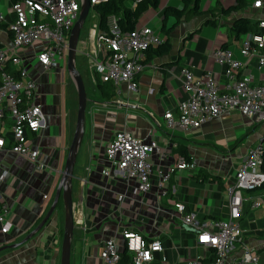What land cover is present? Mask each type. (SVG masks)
<instances>
[{"label":"crops","instance_id":"crops-1","mask_svg":"<svg viewBox=\"0 0 264 264\" xmlns=\"http://www.w3.org/2000/svg\"><path fill=\"white\" fill-rule=\"evenodd\" d=\"M236 1L202 0L200 15L189 22L181 21L171 34L170 53L147 63V69L137 77V90L123 93L119 98H115L114 92L110 100L101 98L93 66L101 62L102 56L94 55L95 47H92L88 84L95 90L88 103L84 136L71 182L73 233L69 264H101L100 253L109 238L113 237L118 249H123L120 235L123 230L147 240L162 239L171 264L208 259V250L198 243L197 234L182 224L173 206L184 204L201 222L225 219L229 213L226 189L233 183L247 149L257 142L243 144L241 138L262 124L232 112L183 132L178 128L167 129L163 115L167 111L177 115V105L186 98L178 75L184 60L194 67L195 76L212 72L222 85L226 79L222 68L212 58L213 51L232 43L236 57L241 58L240 43L231 40L229 28L238 17L252 23L264 21V0H259V8L253 7L258 0H244V9L221 16L216 27L203 25L211 12L229 8ZM180 2L164 0L157 10H147L137 25H148L159 31L164 8L179 7ZM10 6V0H0V13L9 16ZM96 30L97 34L98 24ZM192 34L191 39L185 40ZM9 40V35L0 29V45ZM242 61L240 74L251 75L254 83L260 84L264 80V68L257 71L255 59L247 62L243 58ZM33 70H38L37 74L32 73ZM55 70L44 72L36 67L29 71L36 79L37 102L45 115V128L38 144V163L44 168H36L21 157L0 156L1 166L9 170L2 191L10 208L11 225L7 234L0 231V264H60L64 224L60 208L55 209L40 232L23 243L44 219L53 202L75 128V117L71 120L66 112L64 89ZM59 75L64 79L63 73ZM122 130L140 139L150 133L156 137L161 155L153 153L151 156L155 169L165 170L183 159L191 161L194 168L175 174L163 187L164 194L156 185L154 175L151 190L140 194L134 181L126 182L118 176L102 173L109 167L105 160L106 147L114 134ZM241 141L243 143L239 144ZM256 194L244 192L242 196L253 199ZM241 208L240 226L244 233L230 261L236 263L242 248L248 247L258 255L259 264H263L264 212L252 210L249 202H244ZM15 245L18 246L13 247ZM174 245H179L180 249L175 251Z\"/></svg>","mask_w":264,"mask_h":264},{"label":"built area","instance_id":"built-area-1","mask_svg":"<svg viewBox=\"0 0 264 264\" xmlns=\"http://www.w3.org/2000/svg\"><path fill=\"white\" fill-rule=\"evenodd\" d=\"M101 1L90 0V4L93 6ZM140 1L132 0L131 8ZM260 5L258 0L253 7L259 8ZM80 8L81 0H18L11 4L9 16L0 13V25H6L4 31L11 38L0 47L1 157H21L36 168H44L38 163V144L45 128V115L37 102L36 79L29 71L40 67L42 71L50 72L58 67L59 73H63L61 64L68 53L71 29L79 17ZM258 24L264 28V21ZM96 41L94 55L101 54L102 60L93 66L94 72L99 74L102 83L112 85L115 98H119L123 93L137 90V77L147 69L145 52L149 47L159 45L162 37L158 30L148 25H137L132 31L123 33L112 15L108 18L107 32L98 30ZM239 43V54L245 61L255 59L257 71L264 68V34L243 36ZM212 58L222 68L226 81L221 85L212 72L195 76L194 67L184 60L178 75L186 98L177 105V115L172 111L164 113L167 129L189 132L232 112L253 123L264 124V80L256 84L253 76L240 74L244 62L229 47L216 49ZM153 153L161 155L152 133L140 139L126 130L116 132L105 151L109 167L102 173L118 176L126 182L134 181L140 194L151 190L155 175L156 185L164 194L163 187L175 174L194 168L191 161L183 159L165 170L155 169L151 160ZM263 153L264 134L247 149L233 183L226 189L229 213L225 219L201 222L184 204L173 206L182 224L197 234L198 243L209 253V262L189 259L182 264H259L258 255L248 247L242 248L236 263L230 261V256L244 233L240 226L242 204L249 202L252 210L264 212V191L261 190L264 173L260 169ZM8 175L9 170L0 162V231L3 234H7L11 226L8 221L10 208L2 191ZM244 192L257 194L249 199L243 198ZM43 199L47 200V196ZM120 235L124 241L123 249H118L113 237L109 238L100 253L101 264H123V250L131 257L129 264H171L159 237L147 240L125 230ZM173 249L178 251L180 246L174 245Z\"/></svg>","mask_w":264,"mask_h":264},{"label":"trees","instance_id":"trees-1","mask_svg":"<svg viewBox=\"0 0 264 264\" xmlns=\"http://www.w3.org/2000/svg\"><path fill=\"white\" fill-rule=\"evenodd\" d=\"M18 0H10L11 4ZM164 0H141L135 8H131L132 0H102L95 4L91 11L97 14L98 30L107 32L108 18L112 15L116 17L117 25L121 32H130L138 24L140 17L147 10H157ZM202 0H181L179 7L166 6L163 10L159 33L162 37V42L157 46H151L145 52L144 63L147 64L154 59L166 57L171 51L170 36L181 21L189 22L194 17L201 13ZM246 3L244 0H237L234 5L229 8H219L216 13L211 12V16L203 23L205 26L216 27L220 21V17L227 16L231 13L238 12L244 9ZM6 25H0V29H5ZM231 40L240 42L241 38L246 35H263L264 28H260L258 22L252 23L245 17L235 18L229 28ZM190 35L185 40L191 39ZM11 39V38H10ZM2 47V45H0ZM229 44H223L221 49H227ZM9 69V68H8ZM97 88L100 96L104 100L113 98V87L110 83H102L99 74L94 72ZM187 161V160H186ZM261 171L264 173V153L260 165ZM264 191V185L261 188ZM62 200L59 199L57 207L62 208ZM122 263H130V255L123 250L121 252Z\"/></svg>","mask_w":264,"mask_h":264},{"label":"water","instance_id":"water-1","mask_svg":"<svg viewBox=\"0 0 264 264\" xmlns=\"http://www.w3.org/2000/svg\"><path fill=\"white\" fill-rule=\"evenodd\" d=\"M94 6V5H93ZM93 6L90 4V0H81V8L79 12V17L71 29L69 44H68V53H67V62L66 70L69 76L72 79L74 87L77 92V113L74 133L70 142V145L67 150V156L65 160V166L61 174L59 184L57 186L53 202L44 217L41 223L30 233L23 241L26 243L31 240V238L40 232L45 226L47 221L53 215L57 207L59 199L63 202V213H64V224H63V236L61 243V259L60 264H69L70 261V241L72 239L73 233V214H72V197H71V182L73 179V171L76 163V158L78 150L81 146L84 128H85V115L87 107V94L84 86V82L80 72L76 69L75 55L77 52V45L79 42V37L81 31L84 27V23L88 17V14L92 10ZM15 245L13 247H17Z\"/></svg>","mask_w":264,"mask_h":264},{"label":"rangeland","instance_id":"rangeland-1","mask_svg":"<svg viewBox=\"0 0 264 264\" xmlns=\"http://www.w3.org/2000/svg\"><path fill=\"white\" fill-rule=\"evenodd\" d=\"M78 2V0H76ZM97 24H98V17L97 14L94 13L93 11H90V13L88 14V17L84 23V27L81 31L80 37H79V42L77 45V52L75 55V62H76V69L80 72V75L82 76L83 82H84V86L86 89V94H87V107H86V113L88 112V106L93 98V91L95 90H91V88L89 87V80H90V70L89 67L91 65V61H89L88 59H91V55H92V47L96 46L97 41H96V32H97ZM230 49H235V46L231 45L229 46ZM88 55H90L88 57ZM241 56V55H240ZM67 55H65L64 58V62H62L61 66L64 68L63 74H64V79L61 78V75H59V68H56V73L58 71V78L60 79V85L61 87L64 89L63 91V97H64V103H65V109L66 112L70 115V119H74L75 117V121H76V113H77V92L76 89L74 87V84L72 82L71 77L69 76L67 70H66V62H67ZM240 61H242L243 57L241 56V58L237 57ZM38 71V70H37ZM37 71L34 72V70L32 71V73H36ZM62 79V81H61ZM65 86V87H64ZM97 88V86H96ZM96 92V91H95ZM95 94V93H94ZM51 104L53 99H50ZM49 101V102H50ZM264 132V124L259 125L255 131L253 132H248L246 136H244L242 139V141L239 144H248L250 143L252 140H259L261 135ZM60 209V214L61 216L63 215V207H59Z\"/></svg>","mask_w":264,"mask_h":264}]
</instances>
